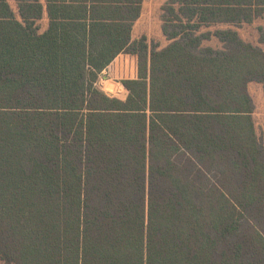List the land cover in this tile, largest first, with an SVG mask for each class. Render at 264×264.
Returning a JSON list of instances; mask_svg holds the SVG:
<instances>
[{
	"label": "trees",
	"instance_id": "obj_1",
	"mask_svg": "<svg viewBox=\"0 0 264 264\" xmlns=\"http://www.w3.org/2000/svg\"><path fill=\"white\" fill-rule=\"evenodd\" d=\"M13 1L0 264H264V0H166L165 47L133 37L145 0Z\"/></svg>",
	"mask_w": 264,
	"mask_h": 264
},
{
	"label": "rangeland",
	"instance_id": "obj_2",
	"mask_svg": "<svg viewBox=\"0 0 264 264\" xmlns=\"http://www.w3.org/2000/svg\"><path fill=\"white\" fill-rule=\"evenodd\" d=\"M165 1L166 0H145L143 15L135 29L136 36L141 35L142 33H148L150 37V41H149L150 44L152 42L157 41L160 47H165L168 44V41L165 39V37L162 36L160 21L158 19L156 12H157V9H159L160 5ZM10 2L13 4L15 8L14 1L10 0ZM262 23L263 22H258L256 23L255 26L251 28L241 29L240 33L242 35V38L245 41L253 43L255 45H259L260 47L264 48V45L259 43L258 35H257L258 27ZM45 25H46V20H44L42 23L43 27H45ZM207 44L215 48L222 47L221 44L218 43L217 41H210V42H207ZM106 75H109V73H106ZM111 78L112 79H109V80H113L114 82H119V79L117 80V78H115L114 76H112ZM101 81L102 80H100L99 85H98L101 88V90H103L104 92L109 91V92L114 93L111 90L113 87H109L108 83L104 82L106 80H103V82ZM250 93H251V96L255 104L254 119L257 123L259 133H261L264 127V89L259 85L253 84L250 87ZM110 95L113 96L114 94H110Z\"/></svg>",
	"mask_w": 264,
	"mask_h": 264
},
{
	"label": "crops",
	"instance_id": "obj_3",
	"mask_svg": "<svg viewBox=\"0 0 264 264\" xmlns=\"http://www.w3.org/2000/svg\"><path fill=\"white\" fill-rule=\"evenodd\" d=\"M164 3V2H163ZM162 3V4H163ZM162 4L160 5V7H159V9H157V16H158V19H159V21H160V18H159V16H160V8H161V6H162ZM144 5H145V2H144ZM143 12H144V9H143ZM142 15H143V13H142ZM142 17V16H141ZM141 19V18H140ZM140 21V20H139ZM139 21H138V23H139ZM138 23L136 24V26H135V28H134V31H133V37L134 38H138V37H141V36H143V35H146V36H148V38H149V41H150V37H149V35H148V33H142L141 35H135V29H136V27H137V25H138ZM160 27H161V21H160ZM161 32H162V29H161ZM162 36L164 37V35H163V33H162ZM166 39V38H165ZM157 42V41H156ZM107 73V71H105L104 72V75ZM103 79V78H102ZM105 83H108V82H113V83H115L117 86H119V84L117 83V82H114L113 80H106V81H104ZM99 85V84H98ZM115 88V87H114Z\"/></svg>",
	"mask_w": 264,
	"mask_h": 264
},
{
	"label": "bare ground",
	"instance_id": "obj_4",
	"mask_svg": "<svg viewBox=\"0 0 264 264\" xmlns=\"http://www.w3.org/2000/svg\"><path fill=\"white\" fill-rule=\"evenodd\" d=\"M108 86H109V87H113L111 90H112L114 93H116V91L118 90V87H119V86H117V85H116L115 83H113V82H112V83L109 82ZM114 87H115V88H114ZM111 90H110V91H111Z\"/></svg>",
	"mask_w": 264,
	"mask_h": 264
},
{
	"label": "built area",
	"instance_id": "obj_5",
	"mask_svg": "<svg viewBox=\"0 0 264 264\" xmlns=\"http://www.w3.org/2000/svg\"><path fill=\"white\" fill-rule=\"evenodd\" d=\"M101 80H102L101 82H103L104 79H101ZM100 84H102V83H100ZM108 92H109V91H108ZM108 92H106V93H107L109 96H111L110 94H114V93H112V92H109V93H110V94H109Z\"/></svg>",
	"mask_w": 264,
	"mask_h": 264
}]
</instances>
